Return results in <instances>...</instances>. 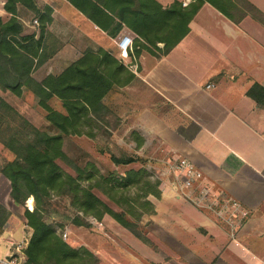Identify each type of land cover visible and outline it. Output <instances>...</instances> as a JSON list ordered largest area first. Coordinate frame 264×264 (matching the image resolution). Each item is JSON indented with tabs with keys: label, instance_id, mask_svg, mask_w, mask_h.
<instances>
[{
	"label": "crops",
	"instance_id": "obj_1",
	"mask_svg": "<svg viewBox=\"0 0 264 264\" xmlns=\"http://www.w3.org/2000/svg\"><path fill=\"white\" fill-rule=\"evenodd\" d=\"M159 1L166 5L172 0ZM248 1L264 14V0ZM43 3L52 7L48 30L63 46L33 70L36 81L59 73L87 49L103 48L123 64L130 60L116 45L121 36H106L66 0ZM22 10H28L17 7L25 27ZM0 16L8 17L2 6ZM55 25L68 30V36L52 30ZM134 62L133 78L114 84L102 99L119 119L110 137L118 132L116 142L129 139L138 149L188 159L207 184L237 201L247 215L231 237L223 220L163 180L156 187L158 196L149 193L139 201L144 202L142 221L151 245L112 219L102 233L66 226L69 244L86 247L97 264H264V105L247 94L254 83L264 88V25L249 15L235 23L204 2L187 34L167 54L142 51ZM254 94L260 99L259 88ZM55 101L60 109L55 96L49 103ZM0 188L4 256L9 241H26L31 232L1 173Z\"/></svg>",
	"mask_w": 264,
	"mask_h": 264
},
{
	"label": "trees",
	"instance_id": "obj_2",
	"mask_svg": "<svg viewBox=\"0 0 264 264\" xmlns=\"http://www.w3.org/2000/svg\"><path fill=\"white\" fill-rule=\"evenodd\" d=\"M7 18L0 16V90L21 96L23 89L37 98L44 119L53 131L35 127L10 103H0V146L7 160L0 173L9 181V195L17 205L32 198V209H24L25 229L30 231L21 251L22 264H97L98 258L86 247H74L45 219L52 212L51 194H66L75 208L71 223L86 226L87 214L100 219L105 213L130 230L142 242L151 245L138 233L123 212H117L100 199L94 188L108 196H117L116 187L134 185L140 197L159 192L145 177L143 167L127 169L124 174L108 170L101 173L96 164H80L63 149L65 138L86 135L95 138L102 132L106 138L118 125L116 115L103 103L104 95L114 84L124 85L133 72L109 51L87 49L57 74H47L40 81L32 77L35 68L49 60L61 47L60 41L48 30L52 7L38 5L37 0H2ZM106 36L118 39L132 37V53L142 51L154 56L167 54L189 31L190 22L200 6L207 2L226 18L237 23L249 15L264 25V14L248 0H172L163 5L159 0H66ZM27 9L38 22V33L26 32L17 14V7ZM160 44V45H159ZM255 87L264 97V88L254 83L247 94L264 105L254 94ZM60 100L61 108L49 103ZM109 118L114 120L111 122ZM110 125V126H109ZM110 129H107V127ZM139 144V142H136ZM115 165L134 162L135 158L111 154ZM59 162L67 165L73 174ZM115 176V177H114ZM87 182L83 185L82 182ZM115 190V191H114ZM123 204L130 205L125 200ZM144 206V202L136 203ZM149 204V203H147ZM81 212L79 215L77 212ZM140 213H137V218ZM62 228V226H61Z\"/></svg>",
	"mask_w": 264,
	"mask_h": 264
},
{
	"label": "rangeland",
	"instance_id": "obj_3",
	"mask_svg": "<svg viewBox=\"0 0 264 264\" xmlns=\"http://www.w3.org/2000/svg\"><path fill=\"white\" fill-rule=\"evenodd\" d=\"M47 1L49 3H52L54 1L57 4L59 3L60 0H53V1L47 0ZM38 2H39L38 5L41 6L46 5L43 3V0H38ZM2 3L3 1L0 0V7L2 6ZM24 11L23 10L20 11L19 14H20V18H22L25 22L26 32L38 33V24H35L33 22L35 18L31 14V12L27 11L24 13ZM54 28L52 30L60 34L61 37L66 38L68 36V30L66 29L64 30L62 27H58V25H55ZM52 34L60 41L62 47L63 42L54 33ZM116 45L119 47L118 43ZM60 62L63 63L64 61L60 60ZM60 68L61 66L58 65L57 69L59 70ZM22 93L24 94H21V96H15L10 92L0 90V103H10L23 117H25L35 127L44 130L46 129L49 130L50 132L53 131L49 126V123L44 119L45 111L40 106H38L37 99H35L34 95L31 92L26 91L25 89H23ZM52 105L58 107V102L55 101L52 103ZM109 120H111L112 122L114 119L109 118ZM109 126L107 127V129H110ZM116 134L118 135V132L115 133V136L111 135V137L109 136L108 138H106L105 135L100 131L97 132L95 138H90L83 135L82 136L72 135L69 136L68 138H65L63 142V149L68 156L72 157L80 164H83L85 163V161L88 160L93 161L101 173H105L108 170H114L116 171L115 173L124 174V172L126 171V170L124 171L125 167L140 166L145 169V177L149 180V182L152 185H154V187H157L161 182H163V180H167L165 178L161 180L151 178L152 173H158L161 170V162L159 159L165 157L162 152L158 151L151 153L149 148H146L145 150L138 149L137 147L131 144L129 139H122V141L116 142L117 140ZM111 154L119 157L129 155L135 158V161L130 162L129 165L127 164L125 166H119L120 165L119 164L115 167L109 158ZM6 160H7V153L0 146V169L5 164ZM59 163L66 171L73 174L71 168H69L67 165L63 164L62 162ZM148 167L152 172L147 171ZM82 184L86 185L87 182L83 181ZM116 190L118 191V193L116 194L117 196H114V198L108 196L105 192L101 191L99 188H94L93 191L100 199H102L112 209L116 210L117 212H123L126 215V217L134 224L135 230L141 235L146 236L145 226L147 223H144L142 221L144 206H139L136 204L139 201H141L140 200L141 198H143L140 197L141 195L140 190H137V188L133 184L132 185L130 184L126 187L119 185L116 187ZM2 192H4V190L0 188V193ZM122 200L127 201L128 203H130V205H134L133 206L134 208H130L132 206H127L126 204H123ZM27 202H28V207H30L29 201ZM49 203H50L49 208L50 210H52V212L47 213L45 215V219L48 221V223L54 226L57 232H59V230L64 229L66 226H70V225H72V227L77 226L71 223V219L74 217L76 211L74 206L71 204V199L66 194L57 195L52 193L51 198H49ZM31 204H32V199H31ZM25 208L28 209L25 205H20V211L22 215H23V210ZM209 211L211 210L209 209ZM77 213L79 215H82L80 211ZM137 213H140L138 218H137ZM2 214L4 213L0 211V216H2ZM83 218H84L83 220L87 223V225L83 227H86L90 232L98 231L99 233H102V231L106 227L107 222L110 219L114 220L106 213L100 219L94 217L92 214H87ZM90 218H93L97 222H100L101 225H97L93 221L91 222ZM224 222L230 227V225L226 221ZM19 236L20 235H17L15 238L17 239L19 238ZM66 241H70V240L66 239ZM4 252H5V246L2 243H0V258L3 257Z\"/></svg>",
	"mask_w": 264,
	"mask_h": 264
},
{
	"label": "built area",
	"instance_id": "obj_4",
	"mask_svg": "<svg viewBox=\"0 0 264 264\" xmlns=\"http://www.w3.org/2000/svg\"><path fill=\"white\" fill-rule=\"evenodd\" d=\"M188 2V0H182V5H186ZM33 22L38 24L37 19H34ZM118 44L123 51H127L128 58L130 59L124 62V64L130 71L135 73L136 63L134 62L135 56L132 53V37L123 34ZM212 86V83L205 85L207 88ZM164 156L159 159L161 162L160 172L152 173L151 178L157 180L167 179L178 195L191 201L196 206L210 209L221 220L226 221L230 225V236L233 237L237 225L247 215V211L230 196L224 195L220 191H215L211 185L207 184L202 173L188 159L172 157L168 154H164ZM147 171L152 172L149 167ZM28 199L26 200L25 206L31 210L32 207H28ZM90 221L101 225L100 222H97L93 218H90ZM58 233L62 239L65 240L67 238L66 228L59 230ZM24 244L25 240L9 241L8 252L0 258V264H22L24 262V255L21 247Z\"/></svg>",
	"mask_w": 264,
	"mask_h": 264
},
{
	"label": "bare ground",
	"instance_id": "obj_5",
	"mask_svg": "<svg viewBox=\"0 0 264 264\" xmlns=\"http://www.w3.org/2000/svg\"><path fill=\"white\" fill-rule=\"evenodd\" d=\"M28 201H29V206H30V208H31V207H32L31 199H30V200L28 199Z\"/></svg>",
	"mask_w": 264,
	"mask_h": 264
}]
</instances>
